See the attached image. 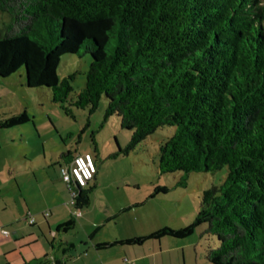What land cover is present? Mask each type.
I'll return each instance as SVG.
<instances>
[{
    "label": "trees",
    "instance_id": "1",
    "mask_svg": "<svg viewBox=\"0 0 264 264\" xmlns=\"http://www.w3.org/2000/svg\"><path fill=\"white\" fill-rule=\"evenodd\" d=\"M0 11L10 16L0 78L17 73L21 86L46 89L70 117L72 109L93 113L104 98L103 119L115 116L130 131L107 157L173 127L158 145L160 174L180 171L185 180L226 168L201 192L189 225L149 237L184 238L200 227L208 264H264V0H0ZM65 54L90 58L77 92L73 75L56 73ZM30 120L23 110L0 118V128ZM91 190L88 182L74 188L73 209L89 204ZM166 192L155 185L149 197ZM73 225L72 217L58 229Z\"/></svg>",
    "mask_w": 264,
    "mask_h": 264
},
{
    "label": "rangeland",
    "instance_id": "2",
    "mask_svg": "<svg viewBox=\"0 0 264 264\" xmlns=\"http://www.w3.org/2000/svg\"><path fill=\"white\" fill-rule=\"evenodd\" d=\"M9 21L10 16L0 11V34ZM89 60L88 54L63 55L56 69L58 78L73 75L70 81L72 90L79 91L84 84ZM21 82L17 73L0 78V118L25 110L31 119L21 126L0 128V156L3 158L0 163L8 161L10 156H16V162L20 167H26L31 181H34L32 173L35 172L38 186L42 190L41 196L47 200L54 192L53 195L64 198L62 204L65 210L73 214L69 193L64 189L65 183L59 175L58 163H63L59 154L68 151L70 154L77 151L92 152L96 146L97 155L101 158L100 181L89 193V204L80 209V212H86L83 222H99L103 213L117 205L142 202L123 215L126 226L112 225V230L108 227L105 229L107 233L125 236L149 233L163 227L175 230L189 225L198 208L201 192L217 185L226 173L225 167L213 172H190L185 175V180L180 171L160 174L157 168L158 145L173 132V127L156 129L128 155L110 159L107 156L117 150V145L123 147L129 141L130 131L121 129L115 116L103 119L106 107L104 98L99 101L93 113L72 109L73 117H70L60 108L59 103L51 101L49 91L26 88L21 86ZM23 157L25 163H22ZM180 181L184 185L178 184ZM155 185L167 187V192L149 197ZM39 205L38 213L42 221L43 211H48L50 206H47L45 200H40ZM75 217L78 224L80 217ZM201 231L202 228L196 227L183 239L168 237L167 240L170 244L182 243L187 246L184 249L187 262L188 255L191 256L189 259L197 257L201 260L206 244L204 236H200ZM83 232L78 225L69 233L71 237H85ZM171 255L177 263L180 262V250L172 251Z\"/></svg>",
    "mask_w": 264,
    "mask_h": 264
},
{
    "label": "crops",
    "instance_id": "3",
    "mask_svg": "<svg viewBox=\"0 0 264 264\" xmlns=\"http://www.w3.org/2000/svg\"><path fill=\"white\" fill-rule=\"evenodd\" d=\"M71 156L73 155L64 157L63 163L68 162ZM15 157L10 156L8 161L0 163V264H129L124 260L125 257L131 259L133 264H207L203 254L201 260L197 257L189 259L191 256L188 255L187 262L184 250L187 246L182 243L170 244L167 238L172 236L149 237L157 230L125 236L106 232L107 227L112 230V225L126 226L123 215L141 205L142 203L132 206L140 202L117 205L111 211L103 213L99 222L93 220L88 224L83 222L86 212H80L77 224V217L65 210L66 207L62 204L64 198L53 195L54 192L47 200L41 196L42 190L38 186L35 172L32 173L34 181H31L28 170L25 166L20 167ZM0 159L3 160L1 156ZM94 159L97 171L93 179L88 181L92 190L99 185L101 174V158L96 153ZM24 160L23 157L22 163H25ZM63 187L66 189L65 185ZM40 200H45L47 206H50L49 215L45 217L42 214V221L38 213ZM28 214L33 216V224H27ZM72 217L74 225L71 229H58L59 224ZM82 223L85 224L81 226ZM78 225L85 237H71L69 232ZM2 230H7L9 234L5 235ZM134 238L140 241L124 242ZM178 250L181 251V260L177 263L171 252Z\"/></svg>",
    "mask_w": 264,
    "mask_h": 264
},
{
    "label": "built area",
    "instance_id": "4",
    "mask_svg": "<svg viewBox=\"0 0 264 264\" xmlns=\"http://www.w3.org/2000/svg\"><path fill=\"white\" fill-rule=\"evenodd\" d=\"M96 171V165L93 156L89 152L77 153L73 156L69 164L59 167V175L68 190L70 196V204L74 203L75 187H83L93 177ZM43 215L46 217L49 212L43 211ZM74 216L80 215V209L73 210ZM28 224L34 223V218L31 214L26 217ZM2 233L8 235L7 230H2ZM129 264H133L132 261L124 258Z\"/></svg>",
    "mask_w": 264,
    "mask_h": 264
}]
</instances>
